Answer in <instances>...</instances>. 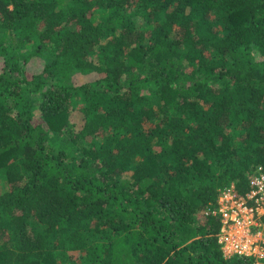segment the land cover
Masks as SVG:
<instances>
[{
    "label": "trees",
    "instance_id": "trees-1",
    "mask_svg": "<svg viewBox=\"0 0 264 264\" xmlns=\"http://www.w3.org/2000/svg\"><path fill=\"white\" fill-rule=\"evenodd\" d=\"M258 167L264 0H0V264H257Z\"/></svg>",
    "mask_w": 264,
    "mask_h": 264
},
{
    "label": "built area",
    "instance_id": "built-area-1",
    "mask_svg": "<svg viewBox=\"0 0 264 264\" xmlns=\"http://www.w3.org/2000/svg\"><path fill=\"white\" fill-rule=\"evenodd\" d=\"M218 206L214 214L221 218L219 244L226 257L252 258L264 263L263 168L258 167L249 177L248 193L240 196L232 185L222 193ZM251 229L258 231L251 234Z\"/></svg>",
    "mask_w": 264,
    "mask_h": 264
},
{
    "label": "rangeland",
    "instance_id": "rangeland-1",
    "mask_svg": "<svg viewBox=\"0 0 264 264\" xmlns=\"http://www.w3.org/2000/svg\"><path fill=\"white\" fill-rule=\"evenodd\" d=\"M141 23H143V21H141ZM32 50V47L31 46H26V47H24V52L26 53V54H28L29 53V51H31ZM46 54V56H49V54H50V52H46L45 53ZM36 117H40L39 116V112H37L36 113ZM2 180L0 179V185L2 184ZM1 187V186H0ZM223 193V192H222ZM222 195V194H221ZM221 195H220V197H221ZM219 197V198H220ZM219 200V199H218ZM218 209H219V206H218ZM261 225V224H260ZM256 231H258V229H251V234H253V233H255ZM228 256V255H227ZM227 258H230V257H227ZM257 264H259V263H257Z\"/></svg>",
    "mask_w": 264,
    "mask_h": 264
}]
</instances>
